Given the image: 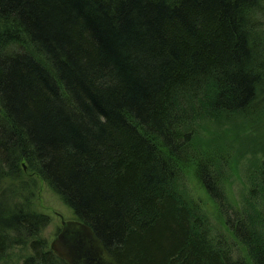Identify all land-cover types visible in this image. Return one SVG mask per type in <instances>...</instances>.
I'll return each instance as SVG.
<instances>
[{"label": "trees", "instance_id": "1", "mask_svg": "<svg viewBox=\"0 0 264 264\" xmlns=\"http://www.w3.org/2000/svg\"><path fill=\"white\" fill-rule=\"evenodd\" d=\"M262 22L264 0H0V264L49 221L10 184L29 172L118 264H264L248 214L225 217L235 257L174 188L192 162L223 208L192 124L198 109L264 111ZM29 244L27 264H65Z\"/></svg>", "mask_w": 264, "mask_h": 264}, {"label": "rangeland", "instance_id": "2", "mask_svg": "<svg viewBox=\"0 0 264 264\" xmlns=\"http://www.w3.org/2000/svg\"><path fill=\"white\" fill-rule=\"evenodd\" d=\"M258 29H262L264 43V22L262 28ZM197 114L192 124L195 128L192 137L201 152L198 158L212 155L215 159L212 169L218 168L222 178L225 204L223 208L220 207L206 191L192 162L181 166L174 188L192 214L203 218L202 228L210 231V237L216 241L220 239V246L229 249L235 257H245L246 249L232 233L225 217L231 210L248 214L249 224L264 239V185L259 178V171L264 166V111L257 110L253 116H247L198 109ZM11 183L18 190V198L29 209L49 216L47 224L32 239H39L45 243V247L50 248L51 240L61 228L60 216L66 220L75 219L72 210L36 173L29 172L27 176L17 177ZM11 233L8 235L13 236ZM15 238L19 243L9 248L1 264H27L26 259L32 255L29 244L32 239L24 233H16Z\"/></svg>", "mask_w": 264, "mask_h": 264}, {"label": "water", "instance_id": "3", "mask_svg": "<svg viewBox=\"0 0 264 264\" xmlns=\"http://www.w3.org/2000/svg\"><path fill=\"white\" fill-rule=\"evenodd\" d=\"M60 217V231L49 246L65 264H118L88 224Z\"/></svg>", "mask_w": 264, "mask_h": 264}, {"label": "bare ground", "instance_id": "4", "mask_svg": "<svg viewBox=\"0 0 264 264\" xmlns=\"http://www.w3.org/2000/svg\"><path fill=\"white\" fill-rule=\"evenodd\" d=\"M75 219H77V218H75Z\"/></svg>", "mask_w": 264, "mask_h": 264}]
</instances>
